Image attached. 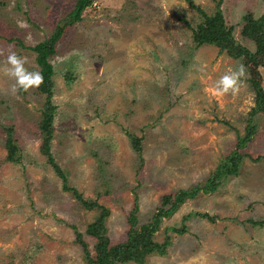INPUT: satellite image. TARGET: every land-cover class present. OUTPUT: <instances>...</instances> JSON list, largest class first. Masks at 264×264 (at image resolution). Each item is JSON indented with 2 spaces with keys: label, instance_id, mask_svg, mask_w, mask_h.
Instances as JSON below:
<instances>
[{
  "label": "rangeland",
  "instance_id": "obj_1",
  "mask_svg": "<svg viewBox=\"0 0 264 264\" xmlns=\"http://www.w3.org/2000/svg\"><path fill=\"white\" fill-rule=\"evenodd\" d=\"M74 3L0 0V264H85L75 232L94 244L84 231L98 211L62 190L39 153L44 95L29 50L69 21ZM216 6L251 60L193 49L202 20L193 7L211 16ZM263 11L264 0H91L55 44L49 153L66 187L108 210L110 244L124 241L134 205L138 229L163 197L207 188L248 119L254 127L242 150L251 158L162 218L152 237H168L165 253L142 264H264V112L248 118L252 83L264 90V38L254 29ZM6 128L15 163L4 160Z\"/></svg>",
  "mask_w": 264,
  "mask_h": 264
},
{
  "label": "trees",
  "instance_id": "obj_2",
  "mask_svg": "<svg viewBox=\"0 0 264 264\" xmlns=\"http://www.w3.org/2000/svg\"><path fill=\"white\" fill-rule=\"evenodd\" d=\"M191 3V2H189ZM91 5V0H75L72 11L69 13V21L63 25H56L51 35L44 41L29 48L34 54V62L38 67L37 72V92L44 95V101L41 106L40 119L37 125L38 135L40 140L39 153L46 157V161L51 165L52 170L57 178L60 179L62 190L69 191L77 200V203L85 210H97L98 215L85 228V234L94 239L92 250L88 249L86 242L83 241L81 235L75 232V243L80 246L85 259V264H142L145 257L151 254L163 255L168 245V237H165L162 243H157L153 240V234L158 231L160 220L171 216L172 212L183 203L187 198L193 197L196 192L210 191L216 185L215 182L220 177L233 176L236 174V166L239 159L245 154V143L250 142L254 135V127L249 126V120L246 121L245 133L242 138H239L237 149L231 152L226 160L220 163L219 167L212 174V177L207 180V188L193 187L189 190H178L173 194H169L162 198L161 206L156 208V211L151 215L149 221L141 225L138 229L135 228V212L136 206H133L131 214L127 218L128 229L125 232L124 241L116 244H110L106 236L104 221L109 215L108 210L90 199H82L81 195L77 194L72 188L66 187L65 177L61 170L52 163V158L49 153V144L52 135V122L54 106L51 104L50 96L52 93L51 76L53 75L52 66L48 59L55 53V44L61 38L65 29L68 28L73 21L79 20L81 12ZM192 6V5H191ZM201 16L202 20L194 29H191V41L193 49L197 50L203 46H213L219 51H225L227 55L234 58L244 57L249 60L252 59L251 54L242 46L234 42L232 35V27L224 25V19L218 6L215 8L213 15L208 16L199 8L193 7ZM255 32L264 38V11L255 20ZM18 45H22L18 42ZM264 68V67H263ZM255 90V105L248 114V118L255 116L258 113L264 112V90L255 82L252 83ZM7 135L4 141L6 149V162H18L19 156H16L18 149L14 145L13 138L10 135L11 128L5 130ZM130 147L134 152H139V145L133 137H131ZM259 157L252 159L257 161ZM141 165V160H139ZM139 168V167H138ZM106 195V194H105ZM199 217H206L198 214ZM184 228L176 230L175 233L182 234Z\"/></svg>",
  "mask_w": 264,
  "mask_h": 264
}]
</instances>
